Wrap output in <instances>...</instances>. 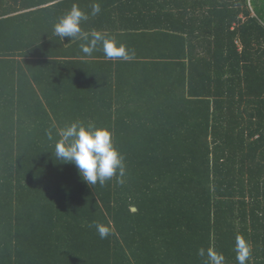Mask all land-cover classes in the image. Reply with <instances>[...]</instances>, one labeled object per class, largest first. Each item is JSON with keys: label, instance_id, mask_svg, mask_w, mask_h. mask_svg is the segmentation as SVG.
I'll use <instances>...</instances> for the list:
<instances>
[{"label": "trees", "instance_id": "obj_1", "mask_svg": "<svg viewBox=\"0 0 264 264\" xmlns=\"http://www.w3.org/2000/svg\"><path fill=\"white\" fill-rule=\"evenodd\" d=\"M94 2L83 31L132 60L53 34ZM75 121L113 133L123 185L56 160ZM237 236L264 264V0H0V264H237Z\"/></svg>", "mask_w": 264, "mask_h": 264}, {"label": "clouds", "instance_id": "obj_2", "mask_svg": "<svg viewBox=\"0 0 264 264\" xmlns=\"http://www.w3.org/2000/svg\"><path fill=\"white\" fill-rule=\"evenodd\" d=\"M100 12L101 6L98 2L91 5L90 13L73 4L53 26V34L61 40L64 37L82 40L80 50L88 56L95 51H102L105 59L109 61L132 60L135 51L119 43L115 38L97 30L91 33L83 31L81 25L89 19V15L96 16ZM45 135L49 141L54 140L52 129H46ZM56 135L59 137L54 143L56 160L74 164L86 184L93 187L99 184L103 187L113 177L116 178L118 185L125 183V157L116 148L113 133L108 128L96 126L94 123L85 124L75 121L60 128ZM89 227H94L101 239L107 238L111 232L109 226L98 222H92ZM234 252L237 264H247L252 248L243 236H237ZM197 256L201 258L202 264H225L224 255L211 247L198 248Z\"/></svg>", "mask_w": 264, "mask_h": 264}, {"label": "water", "instance_id": "obj_3", "mask_svg": "<svg viewBox=\"0 0 264 264\" xmlns=\"http://www.w3.org/2000/svg\"><path fill=\"white\" fill-rule=\"evenodd\" d=\"M133 210H135V209H133Z\"/></svg>", "mask_w": 264, "mask_h": 264}]
</instances>
